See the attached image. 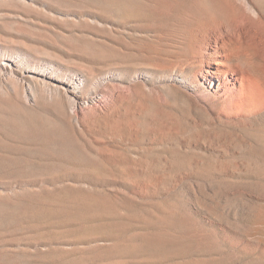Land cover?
Returning a JSON list of instances; mask_svg holds the SVG:
<instances>
[{"label": "rangeland", "instance_id": "1", "mask_svg": "<svg viewBox=\"0 0 264 264\" xmlns=\"http://www.w3.org/2000/svg\"><path fill=\"white\" fill-rule=\"evenodd\" d=\"M163 2L0 0V264H264V66L169 68Z\"/></svg>", "mask_w": 264, "mask_h": 264}, {"label": "bare ground", "instance_id": "2", "mask_svg": "<svg viewBox=\"0 0 264 264\" xmlns=\"http://www.w3.org/2000/svg\"><path fill=\"white\" fill-rule=\"evenodd\" d=\"M161 21L170 31L173 54L181 59L172 62L169 68H176L184 62V68L194 70L199 78L210 77L211 80L220 81V76L227 75L242 96L243 104L252 106L251 103L258 98L257 88L261 87L260 79L251 69L264 66V25L261 16L249 2L164 0ZM10 57L1 64L6 70L12 64L17 67L21 62L19 57ZM205 67L209 68L205 69L206 72ZM10 75L12 77L13 73ZM11 99L20 101L21 93L17 92Z\"/></svg>", "mask_w": 264, "mask_h": 264}]
</instances>
